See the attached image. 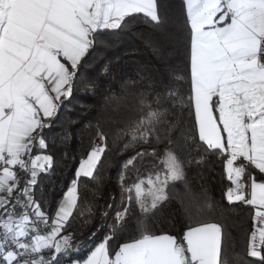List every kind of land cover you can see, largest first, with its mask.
Instances as JSON below:
<instances>
[{"label":"snow or ice","instance_id":"obj_1","mask_svg":"<svg viewBox=\"0 0 264 264\" xmlns=\"http://www.w3.org/2000/svg\"><path fill=\"white\" fill-rule=\"evenodd\" d=\"M164 9V0H0V264H60L72 249L76 232L67 229L77 213L88 214L82 226L91 224L109 150L104 114L87 125V149L54 212L43 190L36 193L40 177L57 164L45 130L72 97L101 35L134 24L165 32ZM182 15L189 95L132 93L139 118L111 138L126 139L122 152L153 147L124 161L122 210L83 264H230L218 206L203 186L193 194L186 174L213 156L227 181L224 199L251 212L246 257L264 264V0H182ZM178 105L194 111L193 130L182 139L175 136ZM85 181L93 187L81 211ZM174 200L187 226L182 233L157 231V214Z\"/></svg>","mask_w":264,"mask_h":264},{"label":"trees","instance_id":"obj_2","mask_svg":"<svg viewBox=\"0 0 264 264\" xmlns=\"http://www.w3.org/2000/svg\"><path fill=\"white\" fill-rule=\"evenodd\" d=\"M164 3L168 19L165 32H154L143 24H134L125 32L101 35L96 51L81 68L72 97L63 103L52 127L45 130L50 151L55 155L57 164L50 173L40 177L36 193L39 197L43 190L52 212L74 178L82 149H87L89 122L94 124L95 119L103 113L104 128L110 136L105 165L101 169L102 195L96 201L91 224L82 226V220L88 218V214L85 212V215L80 217L77 213V220L67 229L68 232H76L72 249L66 256L59 257L60 264L83 261L108 234L107 226L114 223L115 214L122 210L124 203L119 188V175L124 161L136 151H147L153 147L146 145L143 149L129 148L122 152L126 139H118L113 143L111 138L117 129L125 128L139 118L137 101L132 93L145 90L165 93L172 90L179 92L184 98L189 95L190 80L187 79V41L183 26L182 0H164ZM177 75L186 79L177 81ZM109 95L122 98L108 102L106 98ZM171 103L167 101L166 106ZM176 116L179 125L175 136L182 139L184 133L193 130L194 111L190 106L178 105ZM185 155L191 159L197 156V152L192 151L189 154L185 151ZM186 174L192 193H200L203 186L218 206L216 221L224 226V251L230 264H242L241 257H245L251 264H258L254 258L246 257L251 212L242 205H229L224 199L227 181H222V163L213 156L207 159L204 165L191 164L186 169ZM92 187L91 181L80 185L83 198L81 211L84 210V200L91 199L89 190ZM183 189L184 185L178 184L176 191L183 192ZM105 212L106 217L103 216ZM187 223L179 200L165 205L154 221L157 231L164 230L173 234L182 233Z\"/></svg>","mask_w":264,"mask_h":264},{"label":"crops","instance_id":"obj_3","mask_svg":"<svg viewBox=\"0 0 264 264\" xmlns=\"http://www.w3.org/2000/svg\"><path fill=\"white\" fill-rule=\"evenodd\" d=\"M94 249V248H93ZM90 254V253H89ZM88 254V255H89ZM87 259V257L84 259V260H86ZM83 260V261H84ZM83 261H72V262H68V263H66V264H83Z\"/></svg>","mask_w":264,"mask_h":264},{"label":"built area","instance_id":"obj_4","mask_svg":"<svg viewBox=\"0 0 264 264\" xmlns=\"http://www.w3.org/2000/svg\"><path fill=\"white\" fill-rule=\"evenodd\" d=\"M45 255L48 256V255H50V253L46 252Z\"/></svg>","mask_w":264,"mask_h":264}]
</instances>
